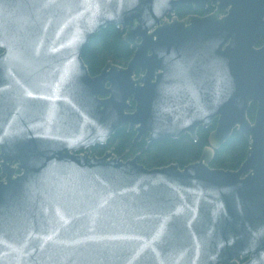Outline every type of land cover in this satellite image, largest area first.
<instances>
[{"label": "water", "instance_id": "water-1", "mask_svg": "<svg viewBox=\"0 0 264 264\" xmlns=\"http://www.w3.org/2000/svg\"><path fill=\"white\" fill-rule=\"evenodd\" d=\"M109 25L134 55L93 76ZM215 121L184 168L91 153ZM234 130L246 160L212 168ZM0 168V264H264V0H0Z\"/></svg>", "mask_w": 264, "mask_h": 264}, {"label": "trees", "instance_id": "trees-1", "mask_svg": "<svg viewBox=\"0 0 264 264\" xmlns=\"http://www.w3.org/2000/svg\"><path fill=\"white\" fill-rule=\"evenodd\" d=\"M193 8L188 5L177 7L175 16L183 18ZM195 12V11H194ZM212 8L196 12L206 15ZM125 32L122 28L109 25L95 34L84 48L82 57L91 75L99 74L108 62L125 67L134 55V49L124 40ZM131 108H134L132 103ZM256 104H252L248 117L254 121ZM217 121L209 128L200 127L198 139L193 140L188 134L176 139H165L148 145V135L136 140L137 132L124 126L118 129L104 145L97 144L94 148L97 156H103L106 150H113L118 157L132 158L139 155V162L148 168L178 164L181 168L197 162L205 147L209 145V137L215 129ZM250 143L244 135L234 130L231 137L221 147L215 150L210 163L212 168L238 170L246 160Z\"/></svg>", "mask_w": 264, "mask_h": 264}, {"label": "flooded vegetation", "instance_id": "flooded-vegetation-1", "mask_svg": "<svg viewBox=\"0 0 264 264\" xmlns=\"http://www.w3.org/2000/svg\"><path fill=\"white\" fill-rule=\"evenodd\" d=\"M189 6V5H188ZM192 8H193V6H191ZM209 8H212V12H213V10H214V8L213 7H211V6H209L208 8H206V9H202V10H200V11H203V10H208ZM194 10V8H193V11L192 12H190L189 14H187V16H189V15H192V14H197V15H200V14H198V13H196V12H200V11H195ZM211 13V12H210ZM209 14V13H208ZM207 15V14H206ZM187 16H185V17H183V18H181V19H184V18H186ZM201 16H205V15H201ZM177 17V16H176ZM169 18H170V16H169ZM180 19V18H179ZM105 67V66H104ZM138 76H139V73L137 72V74H136V78H138ZM134 109V108H133ZM132 109V110H133ZM199 130V129H198ZM136 131V130H135ZM198 133V132H197ZM189 135V134H188ZM145 136V135H144ZM197 136H198V134H197ZM141 140V139H140ZM106 144V143H105ZM100 145H104V144H100ZM209 146V145H208ZM207 146V147H208ZM94 148H95V146L91 149V153L93 154V155H97V153L95 152V150H94ZM206 148V147H205ZM204 148V149H205ZM108 151H113L112 149L111 150H106L105 152H104V154L106 153V152H108ZM204 151V150H203ZM113 153H114V151H113ZM115 154V153H114ZM125 158V157H124ZM126 159H129V158H126ZM0 179H1V168H0ZM245 261H239V263L240 264H242V263H244Z\"/></svg>", "mask_w": 264, "mask_h": 264}, {"label": "rangeland", "instance_id": "rangeland-1", "mask_svg": "<svg viewBox=\"0 0 264 264\" xmlns=\"http://www.w3.org/2000/svg\"><path fill=\"white\" fill-rule=\"evenodd\" d=\"M139 77V76H138ZM136 78V77H135ZM132 109V108H131ZM126 160V158H124Z\"/></svg>", "mask_w": 264, "mask_h": 264}]
</instances>
